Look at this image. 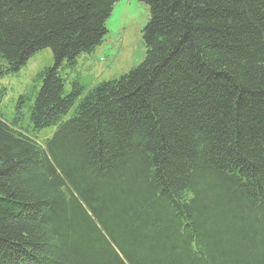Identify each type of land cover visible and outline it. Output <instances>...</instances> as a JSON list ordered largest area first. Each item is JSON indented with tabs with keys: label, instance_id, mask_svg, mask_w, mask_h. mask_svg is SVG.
I'll use <instances>...</instances> for the list:
<instances>
[{
	"label": "trees",
	"instance_id": "1",
	"mask_svg": "<svg viewBox=\"0 0 264 264\" xmlns=\"http://www.w3.org/2000/svg\"><path fill=\"white\" fill-rule=\"evenodd\" d=\"M118 1L0 0V79L54 58L0 117V264H264V0H138L145 58L77 104Z\"/></svg>",
	"mask_w": 264,
	"mask_h": 264
},
{
	"label": "rangeland",
	"instance_id": "2",
	"mask_svg": "<svg viewBox=\"0 0 264 264\" xmlns=\"http://www.w3.org/2000/svg\"><path fill=\"white\" fill-rule=\"evenodd\" d=\"M150 19L149 8L138 0H119L107 20L108 34L99 47L90 54H82L75 67L61 70L65 78V91H72L78 82L84 89L77 104L87 93L101 82L118 79L139 66L146 55L143 44V30ZM54 63L50 48L43 49L31 57L18 72L0 79V89L5 93L0 98V117L14 123L16 107L20 96L31 95L40 83L38 74ZM39 89V88H37ZM76 104V105H77ZM20 127L26 128L38 140L50 138L55 129L35 130L28 127V114L21 115ZM70 116V115H69ZM68 116V117H69Z\"/></svg>",
	"mask_w": 264,
	"mask_h": 264
}]
</instances>
